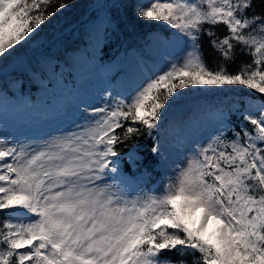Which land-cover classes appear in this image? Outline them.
Segmentation results:
<instances>
[{"label":"snow or ice","instance_id":"1","mask_svg":"<svg viewBox=\"0 0 264 264\" xmlns=\"http://www.w3.org/2000/svg\"><path fill=\"white\" fill-rule=\"evenodd\" d=\"M52 5L0 0V59L39 32ZM122 6L136 21L174 30L170 42L183 55L127 99L84 108L77 131L39 147L0 140V264H264V102L195 117L213 132L162 188L131 195L110 182L120 174L121 146L128 165L139 163L132 146L159 135L186 91L241 87L264 98V0ZM240 56L250 59L230 71Z\"/></svg>","mask_w":264,"mask_h":264},{"label":"rangeland","instance_id":"2","mask_svg":"<svg viewBox=\"0 0 264 264\" xmlns=\"http://www.w3.org/2000/svg\"><path fill=\"white\" fill-rule=\"evenodd\" d=\"M47 30L48 27H44L42 34H46ZM93 39H96V35L93 36ZM148 39L151 42H156L160 38L157 33L153 32L148 35ZM174 39L175 36L172 34L168 36V39H165V43L161 42L160 45H153L149 48L148 54L151 56L155 67L163 69L167 66L166 61L173 60L174 58L183 55L184 47L170 42ZM25 45L29 44L25 43ZM14 57L15 54L11 55L10 57L0 59V66L7 65L3 71V76H0V80L10 88L16 89L22 83L21 80L23 74H29L30 83L36 85V88H30V91L32 94H34L37 102L39 103L38 109H30L29 116H31L33 121H39L45 114L50 116L49 118L43 120L42 128L38 129V125H35V132L29 131L30 133H33L30 135V137H22L24 136V134H22L21 137L14 139L16 142L30 144L33 147H39L46 140L56 136L57 134L77 131L76 125L79 124L83 126L85 123V118L82 111L84 108H90V106H103V104L109 99H111L112 102L117 101V99L115 100L112 98V96L109 97L108 94H119L118 89H120L123 94L127 93L131 94V96L135 94V91L147 81L143 75L144 72L147 71L151 73L149 68L152 70L153 67V65L151 67L149 64L148 68L146 62L144 61L143 54L135 53L134 51L127 53V58L121 64V67L124 68V71L118 74L116 81L109 82L105 87V90L100 91V87L97 85V82L92 81L93 76H91L96 74V67L95 69L91 70V75H89V71L87 69V67H89L88 65H79L74 61L72 64L73 68L70 70L80 76V85L76 89L77 93H75V97H64L59 93L53 92V88L44 86L42 83H40L38 73L30 72L29 69L27 71L26 65H19L17 64L16 60L13 61ZM51 66L52 63H49L48 67L51 68ZM41 68L44 71H47L45 65ZM19 75H21V79L19 78ZM1 92L2 91L0 89V98L2 97ZM40 92H42V95H39ZM47 94L50 95L45 99L44 96ZM234 100L235 98L231 94H228L224 98L218 97L212 99L210 101V106L213 107L214 112L222 108L229 107L230 104H233ZM198 112L205 115H199ZM192 114H194V116L190 118ZM58 115L60 116V119H62L60 124H57L59 120ZM198 115L207 118L206 107H203L200 110L196 109L194 111L191 110V107H184V109H179L178 111L172 113L173 127H171V122L170 126L162 131V136L160 137L162 139L160 148L163 150V152L161 153V164L158 166V175L153 177V180L149 179L148 175L144 172H139L137 176V179L140 183L149 180L150 187L148 192L152 191L153 189L162 188L169 180L174 177L176 172L185 166L186 161L192 155L193 145L190 146L192 143H197L198 147L200 144L205 142V140L199 141L196 133L186 137V134L189 131L201 132V128H204L200 122L194 121V118ZM31 119H29L27 116L25 117L22 112L17 111L14 116L10 117L9 124L11 125L12 129L16 131L19 128H28V124ZM4 122L5 120L1 116L0 112V129L1 127H5ZM192 124L197 126L192 128ZM10 125H7L4 131L0 130V140L7 139L10 142L12 141L9 140L10 136L5 134L8 133L11 135V128L9 127ZM180 126L183 128L182 133H185L184 136L186 137L187 141L178 129ZM32 129L33 128H31V130ZM135 153L140 158L139 154L137 152ZM136 166L137 165H135V167ZM123 176L125 177V175ZM123 181L124 179L122 182ZM125 182L127 183V187L131 190H134L133 193H136V189L133 188V186L136 185L134 177H128ZM144 184L145 182L143 183V186ZM140 188L141 187H139V189Z\"/></svg>","mask_w":264,"mask_h":264},{"label":"trees","instance_id":"3","mask_svg":"<svg viewBox=\"0 0 264 264\" xmlns=\"http://www.w3.org/2000/svg\"><path fill=\"white\" fill-rule=\"evenodd\" d=\"M126 0H53L52 7L49 8L50 11L55 10V15L45 21V23L40 27L39 32L26 43L21 42V45L16 48L15 57L13 59L17 61V64H24L27 67L36 65V61H44L43 53H40V49L45 52L49 49L48 43H57L63 37L69 33L75 32L76 29H81V27L88 21L96 20L100 17L101 23L103 25L102 31L104 32L101 38V50L104 54L110 52L113 57L117 55L120 51L122 45H124L132 37L134 40L141 39L145 33L154 32L162 30L165 34L173 33L171 29H168L163 24H150L145 21H136L132 18L130 10L123 7ZM140 3H148L150 1L138 0ZM60 3H65L68 6L65 8L55 7ZM44 27H48L47 33L42 34ZM217 33L220 36L226 34V29L223 25H219L216 28ZM138 35V36H136ZM131 47V46H129ZM205 54L208 58L209 65L212 64L213 56L211 54V49L207 46V41H204ZM47 57V56H46ZM250 57L240 56L236 63L229 66V70L235 72L241 61H248ZM12 61V62H13ZM7 65L0 66V76L2 77L3 71ZM0 89L4 92L8 89L3 81L0 80ZM11 92V90H9ZM227 93H234L237 97V102L228 110L239 109L241 112L244 111L246 105L249 103V98L252 99L251 103L259 104L264 102L259 94L251 92L250 90H245L241 87L236 88H224V89H196L193 88L190 91H186L183 96L177 97V101L174 102L173 106L168 109L164 118H168L172 113L178 111L182 105L190 102H197L202 99H207L212 96L226 95ZM231 119L233 122H238L236 120V114H232ZM251 130V127H249ZM120 131L119 129L117 130ZM161 132V127L159 129V134ZM213 132L212 128H201V132H189V137L191 134L196 133L197 138L200 140H205L208 134ZM158 145L159 154L163 152L161 147V141L159 135H154L152 137L145 136L140 139L133 148L137 149L143 156V167L150 170V172H155V166L158 164L160 158L159 154L149 153V145ZM195 147L197 143H194ZM124 150L128 149V146H121ZM6 217L5 214H0V219ZM190 259V257H189Z\"/></svg>","mask_w":264,"mask_h":264}]
</instances>
